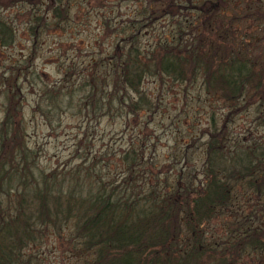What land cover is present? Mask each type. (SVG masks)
<instances>
[{
    "label": "trees",
    "instance_id": "1",
    "mask_svg": "<svg viewBox=\"0 0 264 264\" xmlns=\"http://www.w3.org/2000/svg\"><path fill=\"white\" fill-rule=\"evenodd\" d=\"M60 1H47L54 18L67 14ZM235 1L242 0H147L136 13L141 19L116 28L115 51L90 60L85 71L71 65L64 75L75 73L76 80L43 86L34 105L48 124L66 113L124 117L125 124L145 114V126L158 108L140 89L145 79L160 88L198 84L225 111L208 112L195 158L191 146L172 151L182 165L157 161L155 144L142 136L117 151L43 169L26 140L27 67L0 71V264H48L34 248L50 238L68 244L69 264H264V45L255 38L259 33L264 44V3L238 11ZM32 16L33 42L47 20ZM165 17L167 32L141 47L140 30H155ZM14 36L0 16V47ZM182 104L188 115L185 93ZM244 112L263 134L253 136L249 127L247 137L235 132L233 118Z\"/></svg>",
    "mask_w": 264,
    "mask_h": 264
},
{
    "label": "rangeland",
    "instance_id": "2",
    "mask_svg": "<svg viewBox=\"0 0 264 264\" xmlns=\"http://www.w3.org/2000/svg\"><path fill=\"white\" fill-rule=\"evenodd\" d=\"M47 1L34 0L36 4L33 6L28 2L1 0L5 5L0 6V16L11 24L15 32L12 44L0 47V71H7L18 65L27 67L25 77L21 80L22 113L26 140L36 151L38 166L43 169L71 166L80 155L92 157L106 148L117 151L128 142H137L138 137L142 136L146 138L147 144H155L154 155L159 162L166 159L167 163H186L181 154L171 157L173 150L180 151L184 146H191L189 151L192 149L195 158L205 139V136L198 134V130L208 122V112L214 109L216 115H220L225 111L223 104L214 96L206 94L198 84L187 89L178 85H164L160 88L154 79H145L141 84V91L158 101L157 112L145 126L142 123L146 118L145 114H140V121L131 118L125 124L124 117L85 119L66 113L58 119H50L48 124L47 119L39 111H35L34 105L43 86H65L68 80H76L75 73L71 74L70 79L64 75V71L72 68L71 65L75 69L73 71H85L83 67L90 60L95 61L99 56L109 55L113 49L115 51L121 35L116 32V28L127 25L130 27L128 20L141 19L142 16L136 13L147 3V0H61L59 5L67 9V14L65 18H54ZM260 1L264 3V0H242L238 5L235 1L233 5L240 11L252 9ZM55 4L52 2V5ZM32 14L47 20L43 27L37 26V36L33 42V36L28 30L30 26H35ZM168 22L166 17L161 18L155 24V30L150 26L140 30L139 45L150 46L156 35L167 32L170 27ZM258 34L255 32L256 45L263 46ZM184 93L192 107L188 115L183 112L186 109L182 104ZM192 123L198 125L191 127ZM246 127L251 129L253 136H258L263 131V127L250 122L247 113L235 115L232 122L235 132L247 137L248 135L242 134ZM190 135L196 137L192 142ZM145 146L146 154L149 155L151 149L146 144ZM35 249H40L48 264L71 263L72 255L68 252V244L57 243L56 238H50L47 243L42 242L41 246L36 245Z\"/></svg>",
    "mask_w": 264,
    "mask_h": 264
}]
</instances>
